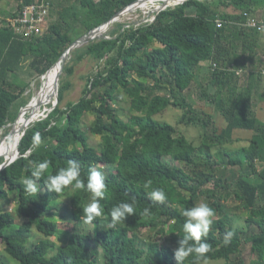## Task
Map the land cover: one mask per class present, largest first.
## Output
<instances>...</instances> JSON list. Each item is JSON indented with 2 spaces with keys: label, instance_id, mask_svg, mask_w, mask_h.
I'll return each mask as SVG.
<instances>
[{
  "label": "trees",
  "instance_id": "obj_1",
  "mask_svg": "<svg viewBox=\"0 0 264 264\" xmlns=\"http://www.w3.org/2000/svg\"><path fill=\"white\" fill-rule=\"evenodd\" d=\"M17 1V11L8 13L0 26V130L10 122L19 125L39 106L34 98L31 102L24 98L30 83L20 78L19 71L27 59L36 76L41 77L76 39L136 0H76L70 7L52 12L48 31L29 41L16 35L9 22L33 0ZM232 8L236 11L232 12ZM261 8L264 0H187L137 27L116 21L112 23L116 25L111 30L113 36L72 51L64 69L68 76L74 74L76 63L85 57L103 60V67L89 77L81 98L65 106L62 102L71 83L61 81L57 105H52L45 118L28 128L11 154L20 150L19 157L0 172V239L5 242L6 252L19 264H98V248L102 247L105 264H177L174 251L183 235L182 211L196 206L199 194L214 198L217 190L223 188L233 189L247 219L243 227L235 226L226 214L213 219L207 238L211 246L209 259H225L229 264L242 252V245L249 244L255 257L250 264H264V203L258 205L259 194L264 193L260 188L264 184V170L259 168L260 164L264 166V122L251 111L252 90H238L239 86H249L245 73L228 71L240 46L242 56L249 48L256 51L259 32L252 29L251 39L247 40L245 25L251 14ZM189 9L197 12L191 10V14ZM218 19L224 21L222 27L218 26ZM209 60L216 64L213 70L207 67L206 77L211 79L214 92L212 95L210 87H202L200 97L206 99V104L201 107L189 101L184 92L186 81L198 83L202 63ZM239 62H234L235 66L244 65ZM247 76L252 77L249 73ZM228 84L230 97L226 99L223 91ZM120 88L131 100L132 114L128 120L112 104ZM170 106L183 110L179 123L200 128L199 144L181 134L172 123L155 119ZM216 110L224 114L233 128L253 132L249 145L241 149L244 155L239 150L223 148L213 152L215 147L232 141L222 137L214 116ZM88 112L96 114L90 131L102 136L99 148L90 144L89 132L82 125ZM37 133L41 144L33 148ZM223 154L225 157H221ZM1 158L0 164L4 155ZM44 159L52 162L50 174L71 159L81 164L82 179L86 180L91 170L105 176L107 194L101 201L104 215L91 223L96 229L94 236L74 232L64 245L51 239L59 233L58 222L51 218L55 209L52 203L70 197L69 206L56 207L59 215L55 217L71 216L75 221H83L82 208L90 202V194L73 191L71 186L61 194L51 192L44 183L48 173L38 182L41 189L37 196L26 194L21 180L30 175V161ZM219 166L236 167L235 175L217 177L215 171ZM149 180L151 188L164 189L165 202L149 199L147 192L151 188H144ZM209 183L214 185L213 189H205ZM11 194L17 197L15 211L4 209ZM133 198L135 214L110 228L111 208ZM212 203L218 210L223 208L217 200ZM145 208L150 209V215H142ZM17 215L25 221L18 224ZM164 216L160 230L170 243L152 241L146 249L139 246L135 233L140 228L155 227L156 219ZM251 226L259 231L244 235ZM35 230L44 237L32 242ZM229 231L233 235L225 245V233ZM240 260L241 264H248L245 258ZM0 264H5L1 258ZM186 264H192V258Z\"/></svg>",
  "mask_w": 264,
  "mask_h": 264
},
{
  "label": "rangeland",
  "instance_id": "obj_2",
  "mask_svg": "<svg viewBox=\"0 0 264 264\" xmlns=\"http://www.w3.org/2000/svg\"><path fill=\"white\" fill-rule=\"evenodd\" d=\"M53 3L52 7V12L54 11H60L61 9H64L66 7H70L71 5L74 4L76 0H51ZM159 5H162V3H159L156 1L155 4H152L151 6L148 7V9L145 8H133L132 10L128 11L125 16L120 19L118 22L120 24H124L125 26H139L141 24L147 23L149 21H153L154 19V10L159 7ZM176 5H170L169 7L174 8ZM168 7V8H169ZM18 9V1L17 0H0V26L4 24V18L8 16V13H13L16 12ZM190 11L197 12L195 9H189ZM236 11V9L232 8V12ZM190 12L193 14V12ZM51 12V13H52ZM252 17L256 18L257 20L264 22V8L261 9H256L254 13L251 14ZM49 24L53 21V18L51 16L49 20ZM110 25V28H108L103 35L110 37L113 36L112 29L116 27V25ZM113 27V28H112ZM241 51V48L236 51L235 55L239 54ZM72 55L69 56L67 62L71 60ZM30 59H27L22 68L19 71L20 78L23 79L26 82L30 83V87L27 90V92L24 94V98H27L29 102L35 99V101L40 103L42 102L43 107L41 109V115L42 113H47L52 105H55L57 102V99L54 98L53 94L50 93L49 90V83L51 81L49 75L47 74L45 79H44V85L43 89H41L42 85V78L36 76V73L33 69H31L29 65ZM104 61L97 60L92 57H85L83 60L79 61L76 63V68L74 71V74L71 76H68L65 71H63L61 75V80H60V87H61V81L64 79V81H69L71 83V87L67 92L65 93V99L62 102V106H65L68 102L70 101H78L81 96L83 95V90L86 87V84L88 82L89 77H92L99 72L102 67H103ZM210 66L212 67V70L214 69L215 65L210 62ZM200 74V72H199ZM56 76V75H55ZM207 81V80H206ZM186 90L185 94L188 97V100L193 102V103H199L204 102L205 99H201L199 95V87L202 84L198 85L196 81H186ZM204 82V80H202ZM56 84V81H55ZM47 90V91H46ZM40 91V92H39ZM201 92V88H200ZM45 101V103H44ZM206 101V100H205ZM113 106L118 110L119 114L121 117L125 120H128L132 114L130 110L131 106V100L129 99L128 95L126 94L125 90L120 88L117 91V96L116 100L112 101ZM18 108V107H17ZM39 106L36 107L33 111L29 113V115L33 112L39 111ZM22 108L19 109V114L21 113ZM183 115V110L177 107H168L166 110L163 112L157 114L155 116V119L160 120V121H168L175 125L179 132L181 134L186 135L190 140H193L196 144L200 143V134L201 130L199 127H196L194 125H186L184 123H179L180 117ZM96 119V114L94 112H88L86 116L83 119V127L89 132V138H90V144L95 146L96 148H99L102 144V136L98 134H93L90 129L94 125ZM12 122H10L7 126L2 128L0 130V142L4 138V136L9 135L11 142H13L18 134V125H14ZM13 130V131H12ZM235 143H230L228 145H220L214 148L213 152L215 153L219 148L222 150H229V151H234V150H239L242 155H244L243 151L241 150L242 148L239 146H235ZM4 154H0V156H3ZM225 157V155H221V157ZM218 159V156L215 157ZM220 158V157H219ZM3 160V158L0 159V161ZM171 163L175 165H180V163L176 160H171L169 159ZM260 170H264L262 167V164L259 165ZM263 168V169H262ZM188 170V169H187ZM235 170L236 167L233 166H219L217 167L215 173L217 177H226V176H233L235 175ZM214 185L212 183H209L205 189H213ZM227 192H230L231 195L227 196ZM221 199L218 200L219 197ZM226 196V198H225ZM217 200L218 203L223 205V208L221 210H218L212 201ZM70 202V197H65L64 199H60L54 203H52L53 206H55L54 213L52 214L53 216L51 218H54L59 225V233L57 236L51 237L52 240L56 241L60 245H64L70 234L74 232H83L87 233L91 236L95 235L96 229L95 226L92 224H87L84 223L83 221H75L71 218V216H57L59 215V211L56 209V207L60 206H69L68 203ZM17 197L16 194H11L10 196V201L9 202H4V209L9 210V211H15L16 206H17ZM200 203H206L208 204L211 208L215 210V217L214 218H220L224 214L228 215L231 217L233 220V224L235 226H240L243 227L246 224V219H247V213L244 210L242 206V202L238 201L234 195L233 189H223L219 188L216 193V197H210L207 194H199L196 198V205H199ZM260 203V202H259ZM258 203V205H260ZM67 210L64 212L66 213ZM61 212V211H60ZM68 215V214H67ZM157 225L153 228H140L139 231L135 233L136 238H137V243L139 246L144 247L145 249L149 247V244L152 241H158V242H166L170 243L168 240V236L160 230L163 225L164 221L166 220V217H161L157 218ZM25 221V218L18 217L17 215V223H21ZM256 226H251L250 229L244 234V235H250L251 233H255L258 231ZM133 234V233H132ZM44 236L41 235L37 230H35L32 242H36L43 238ZM241 257L245 258L247 263L250 264L251 260L254 259L255 257L252 255L250 252V245L249 244H243L242 245V252L239 253L237 256H234L233 259L229 262V264H241ZM0 258L3 260L5 264H19V261L15 258H13L11 255H9L6 250H5V242H3L2 239H0ZM98 264H105V259H104V252L102 247L98 248ZM209 264H226L225 259H209Z\"/></svg>",
  "mask_w": 264,
  "mask_h": 264
},
{
  "label": "clouds",
  "instance_id": "obj_3",
  "mask_svg": "<svg viewBox=\"0 0 264 264\" xmlns=\"http://www.w3.org/2000/svg\"><path fill=\"white\" fill-rule=\"evenodd\" d=\"M177 6V5H176ZM155 19L157 14H155ZM236 73H240L238 70ZM239 75V74H238ZM41 144V136L37 133L33 137V148ZM31 151V150H29ZM25 154V159H27ZM51 161L44 159L43 161H30V175L22 178L21 183L26 194L37 196L40 192V184L38 183L45 174L48 173L44 183L51 192L61 194L66 188L71 186L73 191L84 190L90 194V202L84 206L81 219L84 223L91 224L97 218L104 215V208L101 204L106 198L107 184L105 176L102 172L91 170L85 179L81 178V164L76 160H68L65 167L59 168L55 174H50ZM152 181L144 184L145 190L151 188ZM149 199L156 202H165L167 195L162 188H151L147 192ZM136 212V200L133 198L131 202H123L113 206L109 212L111 221L110 228L125 221L129 216ZM184 222L182 225V239L178 241V247L174 251V258L177 264H186L189 258H192V264H209V256L211 246L207 241L213 219L216 215L215 210L206 203H200L192 208L182 211ZM143 216L150 215V209H143ZM233 233L231 231L225 233L223 243L228 245Z\"/></svg>",
  "mask_w": 264,
  "mask_h": 264
},
{
  "label": "crops",
  "instance_id": "obj_4",
  "mask_svg": "<svg viewBox=\"0 0 264 264\" xmlns=\"http://www.w3.org/2000/svg\"><path fill=\"white\" fill-rule=\"evenodd\" d=\"M245 28L248 31L247 36H246L247 40L251 39L252 29H256L259 32V33H257V35H258V47H257L256 51H252L253 48L247 49L248 53H246L244 56H242L240 53L237 55L234 54L233 61L231 64H229V66H231V67L229 68L228 71H231V72L237 71L235 68V67H237L238 71L240 72V73H238L239 75L240 74L242 75L245 73V75H246L245 80L248 79L247 82L249 83V86H239L238 90L239 91H246V90H248V88L250 90H252L251 111L260 121L264 122V27L262 29H260L259 27L258 28L251 27V26H248L246 24ZM240 48H241V46H240ZM236 61H240L238 63L239 65H242L244 62V65L240 66V67L235 66L236 64H234V62H236ZM210 62L211 61L209 60V61L202 63V69H201L200 74L198 75V78H197L198 79V85L203 83L201 86H198L199 87V95L201 93L200 88L202 91V87H205V86L210 87L209 91L212 92L211 94L213 95L214 90H213V87H211V86H213L212 81L210 78L209 79L207 78V81H206V77L209 73V70L207 67L210 66ZM247 73L252 75V77L247 76ZM202 80H204V82H202ZM231 85L235 86L234 84H231ZM231 90H233V89L231 88ZM223 96L226 99H229V97H230V86H229V84L225 86L224 91H223ZM201 99H205V98L203 97ZM205 100L203 103L200 102V104L199 103H196V104L202 107V105L206 104ZM227 102L229 103L230 101H227ZM211 109H210V111H211ZM214 116H215L216 122L220 128V133H221L222 137L232 138V141H230L226 145L230 144L231 142L235 143L234 144L235 146H239L241 148L249 145V141L253 137V132L251 130H242V129L240 130V129L233 128L232 124L227 122L224 114L220 110H216ZM262 167L264 168V166H262ZM260 188L264 191V184H262L260 186ZM259 202L264 203V193L259 194Z\"/></svg>",
  "mask_w": 264,
  "mask_h": 264
},
{
  "label": "water",
  "instance_id": "obj_5",
  "mask_svg": "<svg viewBox=\"0 0 264 264\" xmlns=\"http://www.w3.org/2000/svg\"><path fill=\"white\" fill-rule=\"evenodd\" d=\"M150 0H136L135 2H133L132 4H130L129 6L125 7L124 9H122L121 11L117 12L111 19H109L108 21L102 23L101 25L95 27L94 29L90 30L87 34L79 37L78 39H76L71 45L70 47L64 52V54L61 56V58L57 61V63L51 68L49 69L44 75L41 76L42 78V85H41V89L40 91L43 89V85H44V79L46 77V75L48 73H50L56 66H59V70L57 71L56 73V84H55V95H54V98L57 99V102L59 101V92H60V80H61V75L65 69V66L67 64V60L69 58V56L71 55L72 51H74L75 49L83 46V45H86L96 39H99V38H108L107 36H104L103 33L110 27V25L116 21H119L120 19H122L125 14L130 11L132 9V7H135L136 5H139L140 3L142 2H149ZM162 2V6L159 5V7H157L154 12L155 14H158L159 12L167 9L170 5H180V4H183L185 3L187 0H174V3L173 4H169V0H160ZM166 1V3H165ZM172 1V0H171ZM39 91V92H40ZM45 103V101H44ZM43 103L41 102L40 105H39V112L37 113V117H35L34 115V118L33 119H30L24 126L23 128V134H22V137L20 139V142L22 140V138L24 137V135L26 134L28 128L33 124L35 123L36 121H39L43 118H45L47 115H48V112L45 114V113H42V116L40 117L41 115V109L43 107L42 105ZM57 103L53 106H56ZM20 155V150L14 154V155H11L9 156L8 158H5L4 161L0 164V172L2 170H4L7 166H9L12 162H14Z\"/></svg>",
  "mask_w": 264,
  "mask_h": 264
},
{
  "label": "built area",
  "instance_id": "obj_6",
  "mask_svg": "<svg viewBox=\"0 0 264 264\" xmlns=\"http://www.w3.org/2000/svg\"><path fill=\"white\" fill-rule=\"evenodd\" d=\"M52 7L51 0H33L19 11L18 15L9 22V25L15 34L23 40L29 41L42 36L48 31ZM217 23L219 27L224 25V21L221 19H218ZM247 25L262 29L264 22L251 16ZM214 65L216 67V64Z\"/></svg>",
  "mask_w": 264,
  "mask_h": 264
},
{
  "label": "bare ground",
  "instance_id": "obj_7",
  "mask_svg": "<svg viewBox=\"0 0 264 264\" xmlns=\"http://www.w3.org/2000/svg\"><path fill=\"white\" fill-rule=\"evenodd\" d=\"M157 2L162 3L160 0H150L149 2H142L139 5H136L133 8H145L148 9L149 6H151L152 4H155ZM169 4H173L174 0H169ZM166 3V1H165ZM162 6V5H161ZM131 9V10H132ZM59 70V66H56L50 73H48L51 81L49 83V90L50 93L53 94V96L55 95V81H56V73ZM47 91V90H46ZM39 111L33 112L31 113L26 119H23L20 121L19 125H18V134L15 138V140L13 142H11L10 136H4V138L2 139V141L0 142V154H4V159L8 158L9 156H11L13 149L15 148V146L19 143L22 134H23V128L25 126V124L30 120L35 117H37V113ZM14 126V125H13ZM13 131V130H12Z\"/></svg>",
  "mask_w": 264,
  "mask_h": 264
}]
</instances>
